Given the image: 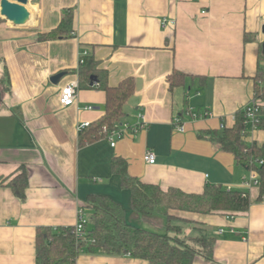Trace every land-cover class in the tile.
<instances>
[{"label":"crops","instance_id":"crops-1","mask_svg":"<svg viewBox=\"0 0 264 264\" xmlns=\"http://www.w3.org/2000/svg\"><path fill=\"white\" fill-rule=\"evenodd\" d=\"M27 7L25 25L0 14V264H36L38 228L74 226L83 206L90 218L91 195L112 198L136 226L164 231L165 216L133 209L130 190L112 171L115 156L127 160L133 176L164 190L200 193L215 184L248 193L247 212L184 214L193 223L182 226L188 235L202 226L216 237L214 262L194 264H264V199L259 183L242 186L252 173L258 182L261 175L211 138L232 127L264 87V0H30ZM68 8L75 13L71 33L40 40ZM164 18L175 24L164 25ZM84 51L110 86L135 82L123 123L137 129L115 146L108 137L80 144L79 125L105 114L104 90L79 86L72 105L61 103L63 87L80 81ZM174 71L187 78L172 89ZM60 72L65 76L53 83ZM258 101L264 107V98ZM247 131L249 144L263 145L264 129L248 124ZM148 149L157 155L154 164L144 159ZM21 166L29 174L24 200L6 186ZM76 264L148 262L81 252Z\"/></svg>","mask_w":264,"mask_h":264},{"label":"trees","instance_id":"trees-1","mask_svg":"<svg viewBox=\"0 0 264 264\" xmlns=\"http://www.w3.org/2000/svg\"><path fill=\"white\" fill-rule=\"evenodd\" d=\"M74 14L73 8L66 9L60 24L53 30L42 33L39 39L51 40L68 36L73 30ZM97 66V61L92 56L84 57L79 70V86L106 92L105 114L80 131V144L106 137L108 133L103 131L105 126L111 130L115 125L123 123L125 106L135 92L133 77L112 87L109 85L107 72ZM92 76H96L97 81L93 82ZM186 78L187 74L174 71L169 76L171 88L180 86ZM5 81L7 89H10L7 70ZM255 98H264V87L258 88ZM259 109L256 127L264 129V107L259 105ZM247 126L245 114L240 112L232 127L223 128L222 133H211V138L222 150L232 152L237 162L250 169L255 168L260 173L258 199L262 200L264 163L257 164L255 159L264 161V143L262 146L249 144L245 139ZM20 170L6 186L19 199L24 200L29 174L24 166ZM112 171L121 175L122 187L130 190L133 209L143 216H165V230L156 231L136 226L128 221L126 211L112 198L91 195L87 206L92 213L85 226L86 235L81 237L76 234L75 226L39 227L36 264H76L81 252L131 256L145 260L148 264H194L196 258L213 263L216 237L202 226L195 227L196 233L193 235L185 234L182 223L193 221L184 218V214H210L215 211L237 214L247 212L252 203L248 193L243 195L244 191L229 189L223 185L207 184L200 193H188L175 187L164 190L160 185L146 183L133 176L127 160L120 156L113 158Z\"/></svg>","mask_w":264,"mask_h":264},{"label":"built area","instance_id":"built-area-1","mask_svg":"<svg viewBox=\"0 0 264 264\" xmlns=\"http://www.w3.org/2000/svg\"><path fill=\"white\" fill-rule=\"evenodd\" d=\"M162 23L164 25L167 24H175V20L174 19H170V18H164L162 20ZM87 51H84L81 55L80 58V63H84V57L87 55ZM263 86H264V79L262 81ZM79 88V82L78 81H71L69 83H67L62 91H61V103L64 106H69L72 105L75 102L76 99V94ZM259 105H261L259 103V101L256 98H253L243 109L242 112H244L245 117H246V123L247 125L250 124L252 129H257L256 124L258 121V117L260 114V109H259ZM88 109H92L93 107L91 105H89L87 107ZM89 122H83L79 125V130L81 131L82 129L86 128L87 126H89ZM176 127L179 130H184V125L182 124L181 119L177 118L176 119ZM137 129V127L131 126L129 123H121V124H117L115 125V127L111 130H109L106 126L103 128V131L108 133L106 137H108L111 141V145L115 146L116 144V138H121L125 135L126 132L128 131H135ZM144 159L147 163L150 164H154L157 161V155L155 153L154 150L152 149H148L146 150L145 154H144ZM264 161L260 160V164H263ZM255 180V182H254ZM256 183L258 184L259 182L256 180V174L252 173L250 176V179H247L244 181L243 185L244 187H252V184ZM231 189V188H229ZM243 195H246V192H243ZM88 217L85 214V209L83 207H79L78 209V220L76 222L75 226V232L76 234H78L79 236L83 237L84 235H86V230H85V226L88 222Z\"/></svg>","mask_w":264,"mask_h":264},{"label":"water","instance_id":"water-1","mask_svg":"<svg viewBox=\"0 0 264 264\" xmlns=\"http://www.w3.org/2000/svg\"><path fill=\"white\" fill-rule=\"evenodd\" d=\"M29 2L30 0H0V14L15 25H25L30 20V11L27 7ZM65 74L66 72H60L54 75L51 81L57 83ZM92 80L97 81V77L92 76Z\"/></svg>","mask_w":264,"mask_h":264}]
</instances>
